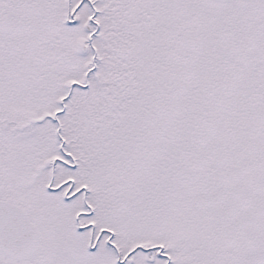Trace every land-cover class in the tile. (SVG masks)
I'll list each match as a JSON object with an SVG mask.
<instances>
[{
	"label": "snow or ice",
	"instance_id": "obj_1",
	"mask_svg": "<svg viewBox=\"0 0 264 264\" xmlns=\"http://www.w3.org/2000/svg\"><path fill=\"white\" fill-rule=\"evenodd\" d=\"M0 264H264V0H0Z\"/></svg>",
	"mask_w": 264,
	"mask_h": 264
}]
</instances>
